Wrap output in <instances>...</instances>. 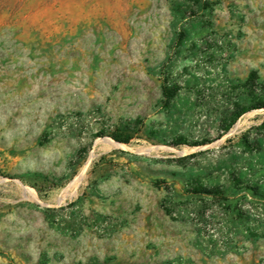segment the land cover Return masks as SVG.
<instances>
[{
  "label": "rangeland",
  "instance_id": "rangeland-1",
  "mask_svg": "<svg viewBox=\"0 0 264 264\" xmlns=\"http://www.w3.org/2000/svg\"><path fill=\"white\" fill-rule=\"evenodd\" d=\"M0 264H264V0H0Z\"/></svg>",
  "mask_w": 264,
  "mask_h": 264
},
{
  "label": "trees",
  "instance_id": "trees-1",
  "mask_svg": "<svg viewBox=\"0 0 264 264\" xmlns=\"http://www.w3.org/2000/svg\"><path fill=\"white\" fill-rule=\"evenodd\" d=\"M163 95H164V97H165V101H168L172 96H173V94H171V92H170V89L168 88V87H166V86H164L163 87ZM244 112V111H243ZM243 112H239V113H237L236 115H235V117L232 119V123H234L235 122V120H236V118L238 117V116H240ZM228 129H226V131H227ZM116 140H118V141H124V140H122V139H120V138H115Z\"/></svg>",
  "mask_w": 264,
  "mask_h": 264
},
{
  "label": "bare ground",
  "instance_id": "bare-ground-1",
  "mask_svg": "<svg viewBox=\"0 0 264 264\" xmlns=\"http://www.w3.org/2000/svg\"><path fill=\"white\" fill-rule=\"evenodd\" d=\"M253 117V116H252ZM242 123V122H241ZM238 128L236 127V130H237ZM107 140L108 141H110V142H112L114 145H117L118 143L117 142H115V141H113V140H111V139H109V138H107ZM103 142V141H102ZM83 178V173H81V174H79V176H77V178L76 179H74V181L72 182V185H73V187L81 180ZM72 189H74V188H72ZM69 190V189H68ZM75 191V190H74ZM73 191V192H74ZM72 192V191H71Z\"/></svg>",
  "mask_w": 264,
  "mask_h": 264
}]
</instances>
